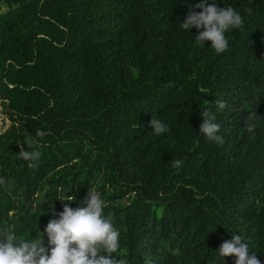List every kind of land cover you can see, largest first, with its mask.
<instances>
[{"label":"trees","instance_id":"obj_1","mask_svg":"<svg viewBox=\"0 0 264 264\" xmlns=\"http://www.w3.org/2000/svg\"><path fill=\"white\" fill-rule=\"evenodd\" d=\"M198 2L0 0V227L39 239L58 199L92 189L126 264H225L233 234L264 264V0H218L243 20L220 53L179 26ZM204 111L222 144L198 133Z\"/></svg>","mask_w":264,"mask_h":264},{"label":"clouds","instance_id":"obj_2","mask_svg":"<svg viewBox=\"0 0 264 264\" xmlns=\"http://www.w3.org/2000/svg\"><path fill=\"white\" fill-rule=\"evenodd\" d=\"M200 11L190 10L183 23L179 26L186 32L195 28L196 41L205 44L211 41V48L217 53L228 47L226 33L242 26L243 20L233 7H219L218 0H199L191 6ZM220 109L226 104L216 102ZM201 115V114H200ZM257 115V114H255ZM203 122L199 132L208 140L222 144L223 137L219 135L220 125L215 116L204 111ZM151 131L161 135L169 131V126L162 120L152 117L149 122ZM245 130L253 133L256 128L253 114L249 113L245 122ZM45 133L37 130L36 136L43 137ZM24 144L30 150L24 149ZM17 154L18 158L29 162L30 167H36L41 153L31 143H23ZM176 165L181 161L177 160ZM0 183L3 178L0 177ZM76 197L62 203V211L56 212L54 207L47 212L52 217L41 233L39 239H21L10 227H0V264H126L124 259L115 255L120 249V232L113 220L105 213V201L98 191L88 189L86 197L75 209L70 206ZM47 237L45 245L44 235ZM226 264L225 257H234V264H262L257 253L250 250L249 244L241 235L233 234L231 239L224 241L218 250Z\"/></svg>","mask_w":264,"mask_h":264},{"label":"rangeland","instance_id":"obj_3","mask_svg":"<svg viewBox=\"0 0 264 264\" xmlns=\"http://www.w3.org/2000/svg\"><path fill=\"white\" fill-rule=\"evenodd\" d=\"M7 7L5 5L1 6V11L6 10ZM9 125V121L7 119H5L4 114L1 112V107H0V131L2 129H5V127H7Z\"/></svg>","mask_w":264,"mask_h":264}]
</instances>
